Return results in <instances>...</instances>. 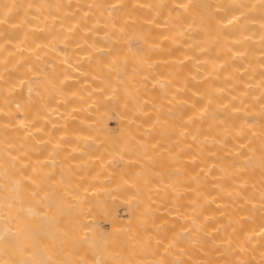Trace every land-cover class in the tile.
I'll use <instances>...</instances> for the list:
<instances>
[{"label": "bare ground", "instance_id": "1", "mask_svg": "<svg viewBox=\"0 0 264 264\" xmlns=\"http://www.w3.org/2000/svg\"><path fill=\"white\" fill-rule=\"evenodd\" d=\"M0 264H264V0H0Z\"/></svg>", "mask_w": 264, "mask_h": 264}, {"label": "rangeland", "instance_id": "2", "mask_svg": "<svg viewBox=\"0 0 264 264\" xmlns=\"http://www.w3.org/2000/svg\"><path fill=\"white\" fill-rule=\"evenodd\" d=\"M52 195H53V194H52ZM52 197H53V198H56L55 196H52ZM154 220H155V218H154ZM154 220H153V221H154ZM156 220H157V219H156ZM160 220H161V219H159V221L157 220V221H158V224H157V223H154V222H156V221L152 222V220H151V222L149 221L150 224H148L149 222L146 223V224L148 225V226H146V228L150 230V231H149V232H150V235H151V234L153 235V229H152L153 225H154V224H155V225H156V224H157V225H160V224H159ZM167 221H168V220H167ZM167 221H166V219H164L162 222H167ZM151 223H153V224H151ZM160 223H161V222H160ZM161 224H162V223H161ZM163 224H164V223H163ZM178 224H179V225H177V230H178L179 228H182V229L185 230L184 226L181 227V224H182V223L179 222ZM185 224H186V223H185ZM155 225H154V226H155ZM144 226H145V225H144ZM149 226H152V227L149 228ZM185 226H186V225H185ZM156 227H157V226H156ZM156 227H155V228H156ZM158 227H160V226H158ZM158 227H157V228H158ZM163 227H164V226H163ZM165 227H166V226H165ZM160 228H161V227H160ZM167 228H170V227H167ZM175 229H176V228H175ZM175 229H170V230H172V232H171L169 229H166V231L168 230V231H169V234H171V233L175 232V231H173V230H175ZM161 230H163V229H161ZM180 230H181V229H180ZM154 231H155V230H154ZM157 231H158V230H157ZM178 231H179V230H178ZM178 231H177V232H178ZM158 232H159V231H158ZM158 232H157V233H158ZM162 232H163V231H162ZM184 232H185V231H184ZM155 233H156V231H155ZM159 233H160V232H159ZM175 234H177V233L175 232ZM156 235H157V234H156ZM173 235H174V234H173ZM173 235H171V237H172ZM167 236L170 237V235H167ZM167 236H166V237H167Z\"/></svg>", "mask_w": 264, "mask_h": 264}]
</instances>
